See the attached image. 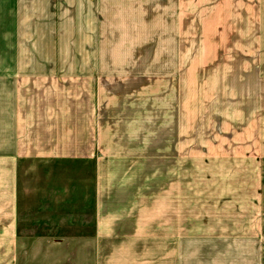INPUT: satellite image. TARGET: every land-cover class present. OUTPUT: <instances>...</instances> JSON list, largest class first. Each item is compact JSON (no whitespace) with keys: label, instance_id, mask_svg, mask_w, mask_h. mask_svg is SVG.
Instances as JSON below:
<instances>
[{"label":"crops","instance_id":"crops-1","mask_svg":"<svg viewBox=\"0 0 264 264\" xmlns=\"http://www.w3.org/2000/svg\"><path fill=\"white\" fill-rule=\"evenodd\" d=\"M223 5L0 0V264H18L32 242L83 248L90 227L95 264L100 250L147 264L136 259L146 249L153 264H264L259 225L243 211L186 220L194 213L159 193L148 230L140 192L149 161L177 169L180 74L211 68L207 46L228 24ZM31 218H44L46 233L30 228Z\"/></svg>","mask_w":264,"mask_h":264},{"label":"rangeland","instance_id":"rangeland-1","mask_svg":"<svg viewBox=\"0 0 264 264\" xmlns=\"http://www.w3.org/2000/svg\"><path fill=\"white\" fill-rule=\"evenodd\" d=\"M223 1L226 5L221 11L228 24L221 27L220 34L215 35L216 40L207 46L209 59L206 60L211 68L195 67L192 74H180L176 90L177 169L170 167V161H163L162 170L155 169L154 162L149 161L151 168L146 171V186L142 184L140 192L145 189L148 197V230H153L151 212L156 205L155 195L173 193L178 198L179 213H194V218L186 220H213L207 212L243 211L244 220L259 225L258 236L262 243L264 0ZM186 9L183 22L189 24ZM186 24L180 27L182 35L187 32ZM205 69L210 71L205 73ZM29 206L31 210H46L41 203ZM167 208H170L169 202ZM249 215L253 218H246ZM43 219L31 218L30 228L46 233ZM88 231L89 235H84L83 248L79 249L48 250L35 248L32 242L30 248L19 249L18 264H95L92 228ZM260 246V257L264 258V244ZM153 253L150 249L140 250L136 259L147 258V264H153ZM129 259L122 250L99 251V264H125Z\"/></svg>","mask_w":264,"mask_h":264}]
</instances>
